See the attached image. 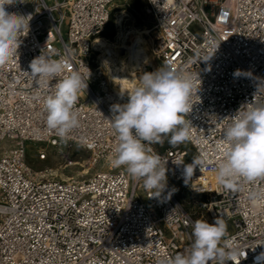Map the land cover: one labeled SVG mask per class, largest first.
Returning a JSON list of instances; mask_svg holds the SVG:
<instances>
[{"label": "built area", "instance_id": "obj_1", "mask_svg": "<svg viewBox=\"0 0 264 264\" xmlns=\"http://www.w3.org/2000/svg\"><path fill=\"white\" fill-rule=\"evenodd\" d=\"M145 1L160 67H183L199 79L187 114L189 149L151 145L167 160L160 198H150L142 180L110 163L118 142L111 107L127 101L95 61L100 52L92 41L105 30L116 0H14L5 6L31 19L17 56L0 66V264H155L161 253L189 247L191 222L212 223L217 216L226 219L241 249L240 264H255L264 252V201L248 198L264 190V179L225 190L214 171L227 117L253 100L264 103V87L257 93L264 86V0ZM42 52L63 56L68 71L78 70L88 82L76 104L80 127L67 142L46 126L43 100L56 81L41 88L27 73ZM237 69L246 75L235 77ZM82 139L92 146L81 145ZM27 142L41 145L34 156L42 162L51 148L79 146L89 153L90 172L62 178L49 167L34 170L26 162ZM201 154L207 167H197L186 183L181 163Z\"/></svg>", "mask_w": 264, "mask_h": 264}, {"label": "clouds", "instance_id": "obj_2", "mask_svg": "<svg viewBox=\"0 0 264 264\" xmlns=\"http://www.w3.org/2000/svg\"><path fill=\"white\" fill-rule=\"evenodd\" d=\"M13 2L0 0V66L17 56L19 38L29 30L30 15L6 11L5 6ZM29 68L27 73L38 87H48L56 81L43 100L46 126L62 142H67L72 131L80 127L76 104L88 82L78 70L68 71V61L63 56L53 58L42 52L30 62ZM233 75L246 74L237 69ZM197 80L198 73L164 64L155 72L141 75L134 89L122 93L127 94L126 103L111 107L113 115L109 120L118 142L110 163L124 167L133 179L142 180L144 190L151 193L150 198H160L167 186V160L154 153L151 145L162 144L165 137L172 146L191 139L192 124L187 114L199 88ZM227 118L230 122L221 138L222 159L214 171L217 182L225 190H243L244 185L264 179V103L253 100ZM81 145L92 146L86 139L81 140ZM181 164L187 183L197 167L201 172L207 167V154ZM248 198L264 201V190H252ZM191 228L193 240L189 247L174 255L161 253L155 264H240L241 249L229 236L224 217L217 216L212 223L197 219L191 222ZM255 264H264V252L256 257Z\"/></svg>", "mask_w": 264, "mask_h": 264}, {"label": "bare ground", "instance_id": "obj_3", "mask_svg": "<svg viewBox=\"0 0 264 264\" xmlns=\"http://www.w3.org/2000/svg\"><path fill=\"white\" fill-rule=\"evenodd\" d=\"M124 16L118 15L115 20L118 33L114 39L98 35L93 39L92 46L100 52V64L104 66L115 94L127 101V94L122 93L134 89L141 75L158 69L151 52V38L146 37L151 35L149 30L136 27L123 30ZM52 173L56 174L53 170Z\"/></svg>", "mask_w": 264, "mask_h": 264}, {"label": "rangeland", "instance_id": "obj_4", "mask_svg": "<svg viewBox=\"0 0 264 264\" xmlns=\"http://www.w3.org/2000/svg\"><path fill=\"white\" fill-rule=\"evenodd\" d=\"M118 15H122L123 17V22H122V28L123 30L129 29V27H136L139 29H148L150 28V22L149 18L144 15L143 11H140L136 9L131 0H116V2L113 4L112 11H111V20L108 23L107 26V32L108 34H112L111 38H108L107 36H104L108 39H114L115 36L118 33V27L115 24V20ZM128 27V28H127ZM147 39H149L150 36H146ZM151 42V52L153 53V43L152 39L150 40ZM154 63L157 67V69L160 67L159 61L156 60L154 54ZM95 61L100 64V59L97 53H95L94 56ZM148 72L150 71L149 69L147 70ZM168 138H164V142L161 143H156V146H159L160 144L163 146H172L167 142ZM41 146L38 143H33V142H27L26 144V149H27V155H26V162L27 164L33 168L34 170L42 169L44 167H49L51 168L54 172H56V175L58 177L62 178H69V177H76V176H81L86 174L85 170L87 171V165L85 164V161L89 157V153L86 152L85 150L81 149L79 146L76 145H70V146H65L64 144H61L58 146V152L53 151V148L49 150V156L45 161H39L37 158L34 156L36 148ZM177 146H184L187 149L189 147L185 145V143L179 144ZM64 152V154H62ZM88 173L90 172L87 171ZM209 223H211L208 220Z\"/></svg>", "mask_w": 264, "mask_h": 264}, {"label": "trees", "instance_id": "obj_5", "mask_svg": "<svg viewBox=\"0 0 264 264\" xmlns=\"http://www.w3.org/2000/svg\"><path fill=\"white\" fill-rule=\"evenodd\" d=\"M131 2L133 4V6L136 9L140 10V11H143L144 10V7L146 5V1L145 0H131ZM111 18L112 17L110 16L109 22H110ZM107 26H108V24H107ZM107 26H106L105 30L103 31V33L101 35L107 36L108 38H111L112 37V34H108V32H107Z\"/></svg>", "mask_w": 264, "mask_h": 264}]
</instances>
